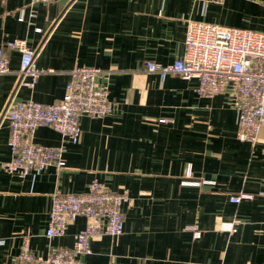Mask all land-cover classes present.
<instances>
[{
    "label": "crops",
    "instance_id": "1",
    "mask_svg": "<svg viewBox=\"0 0 264 264\" xmlns=\"http://www.w3.org/2000/svg\"><path fill=\"white\" fill-rule=\"evenodd\" d=\"M189 19L264 32V0H0L9 68L0 77V161L11 157L7 105L58 100L72 68L107 71L112 103L106 116L78 118L73 144L35 130L32 143L64 147L63 169L18 177L0 168V264H16L22 236L38 258L71 246L84 219L45 237L51 194L82 193L93 179L127 189L130 201L122 233L92 239L81 264H264V124L254 144L238 141L226 92L201 97L195 79L144 68L181 55ZM13 39L25 40L45 71L33 87L19 84V53L4 47ZM188 165L187 179L213 183L182 184ZM239 194L247 197L229 201Z\"/></svg>",
    "mask_w": 264,
    "mask_h": 264
},
{
    "label": "built area",
    "instance_id": "2",
    "mask_svg": "<svg viewBox=\"0 0 264 264\" xmlns=\"http://www.w3.org/2000/svg\"><path fill=\"white\" fill-rule=\"evenodd\" d=\"M51 0H29L35 3ZM18 20L22 18L18 16ZM8 51L19 53L17 74L19 84L33 87L45 71L34 64L35 51L23 39L6 41ZM147 72H155L163 79L176 75L181 79H195L196 95L210 97L226 92L235 110V138L254 144L264 124V32L238 27H224L213 23L187 20L184 29L183 50L179 57L166 65L144 61ZM9 72L8 57L0 48V77ZM109 73L96 67L76 66L68 72L62 96L43 104L31 99L7 105L3 117L8 122L7 147L9 160L0 161V168L9 174L24 177L47 167L55 171L64 168V147L43 146L31 142L38 127H48L73 144L79 134L78 118L106 116L112 111L108 99L106 77ZM104 78L103 84L98 83ZM160 119L159 121H163ZM189 165L185 170L184 185L212 184L209 180H189ZM247 195L230 197L237 202ZM127 189L113 192L97 180H91L82 193L51 194L44 236H62L68 224L77 217L84 225L73 235L72 245L51 250L38 258L29 248L28 237L22 236L15 255L16 264H81L80 255L88 254L92 239L107 235L115 237L123 231L122 206L128 204ZM264 222V221H263ZM233 232L234 229H231ZM139 264H145L141 261Z\"/></svg>",
    "mask_w": 264,
    "mask_h": 264
}]
</instances>
